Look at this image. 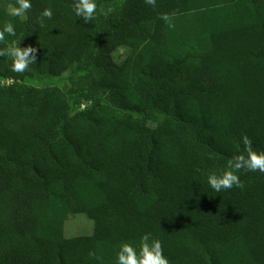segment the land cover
<instances>
[{
	"label": "trees",
	"instance_id": "1",
	"mask_svg": "<svg viewBox=\"0 0 264 264\" xmlns=\"http://www.w3.org/2000/svg\"><path fill=\"white\" fill-rule=\"evenodd\" d=\"M72 2L0 0L37 50L24 73L0 56V264H113L144 233L170 264H264V174L206 183L242 136L264 150V0H98L87 24ZM79 213L93 233L67 237Z\"/></svg>",
	"mask_w": 264,
	"mask_h": 264
},
{
	"label": "clouds",
	"instance_id": "2",
	"mask_svg": "<svg viewBox=\"0 0 264 264\" xmlns=\"http://www.w3.org/2000/svg\"><path fill=\"white\" fill-rule=\"evenodd\" d=\"M145 3L155 8L157 0H145ZM9 8L10 16L26 18L32 3L31 0H15V5H10ZM71 8L75 16L86 24L100 16L106 18L113 11L111 7H98V0H73ZM52 18L53 10L50 7L44 8L40 13L41 23ZM160 18L164 21L169 19L167 14H162ZM6 37L14 39L8 41ZM16 37V27L13 23L6 22L0 27V43L4 44V47L0 48V56L11 61L12 72L24 73L36 62L37 50L33 47H20L21 39H15ZM240 142L243 145L242 151L231 158L226 168L207 174L206 183L214 192L241 188V171L264 174V150H254L252 140L247 135L242 136ZM89 257L99 259L94 252H90ZM113 264H170V260L164 253L161 240L153 237L151 233H144L140 236L138 245L121 242L115 252Z\"/></svg>",
	"mask_w": 264,
	"mask_h": 264
},
{
	"label": "rangeland",
	"instance_id": "3",
	"mask_svg": "<svg viewBox=\"0 0 264 264\" xmlns=\"http://www.w3.org/2000/svg\"><path fill=\"white\" fill-rule=\"evenodd\" d=\"M127 55V49L120 48L116 52V59L122 60ZM67 76H63V78L59 81L60 86L66 91L69 87V83L67 81ZM3 84H7V80H2ZM87 104L84 103L80 109H83ZM76 109H73L75 112ZM94 230V222L91 220L86 214L79 213L76 215L70 216V218L66 221L65 224V234L67 237H74V236H83V235H91Z\"/></svg>",
	"mask_w": 264,
	"mask_h": 264
}]
</instances>
